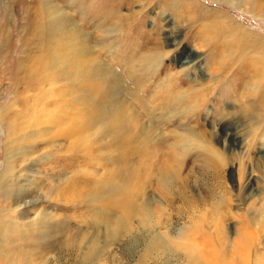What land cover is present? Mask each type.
Returning <instances> with one entry per match:
<instances>
[{"label":"rangeland","instance_id":"1","mask_svg":"<svg viewBox=\"0 0 264 264\" xmlns=\"http://www.w3.org/2000/svg\"><path fill=\"white\" fill-rule=\"evenodd\" d=\"M213 21L263 57L264 0H0V264H258L264 63Z\"/></svg>","mask_w":264,"mask_h":264},{"label":"bare ground","instance_id":"2","mask_svg":"<svg viewBox=\"0 0 264 264\" xmlns=\"http://www.w3.org/2000/svg\"><path fill=\"white\" fill-rule=\"evenodd\" d=\"M196 9H198V7L196 6L195 7ZM199 10V12L201 11V12H203L202 11V9L200 8V9H198ZM213 11V10H212ZM216 14V13H215ZM206 17V16H205ZM213 17L212 15H208V18L209 19H211V18ZM222 17H224V16H222ZM214 18V20H215V17H213ZM218 18V17H217ZM227 18H229V16L227 17ZM223 19V18H222ZM220 20V19H219ZM220 22V21H219ZM226 23H227V21H225ZM212 23V22H211ZM213 23H215V25H213ZM213 23L212 24H207L206 26H205V28H208V29H210V30H213V29H215V31H216V33H218V34H221V32H223L224 30L225 31H227L228 33H229V41H223L224 42V45L226 44V45H230V43H236L237 44V47L236 46H234V48H236V50H234V51H237L236 53H238V51L240 50V48H239V43H240V36L238 37L236 34L237 33H241V28H240V31L238 30V28L240 27L239 25V27H237V29H236V27H233V25H232V27H230V30H228V25H226V26H224L223 24H225L224 22H223V24L222 23H217V22H214L213 21ZM35 24V23H34ZM236 26V25H235ZM225 27V28H224ZM55 28V27H54ZM204 28V29H205ZM231 31L232 32H234V31H236V33H231ZM242 34H244V33H242ZM63 36V35H62ZM68 38V37H67ZM69 40H70V43H72L73 42V39L71 38V36L68 38ZM55 40V39H54ZM56 42V41H55ZM221 43V42H220ZM223 44V43H222ZM225 45V46H226ZM233 45V44H232ZM231 47V46H230ZM229 49V48H228ZM227 51V50H226ZM242 51V50H241ZM222 52H223V50H222ZM229 52V61L232 59V61L233 60H235L236 59V57L238 56V55H240L238 58H239V61H235V62H238L239 64L240 63H248V62H251V61H254L255 59H257V58H259V57H257V56H255V55H253V54H248V53H245L244 51H242V54L240 53H238V55H235V53L233 52V48H231V50L230 51H228ZM65 53V52H64ZM232 53H234V54H232ZM234 55V56H233ZM263 57H261V58H259L258 60L259 61H261V62H263L264 63V54L262 55ZM86 63V62H85ZM251 64V63H250ZM87 66V65H86ZM234 66V65H233ZM254 66V65H253ZM253 69H254V67H253ZM86 70L87 69H85V78L87 79V81H88V79H89V74H91V73H89L88 75L86 74ZM89 70V69H88ZM132 73V72H131ZM92 74H93V72H92ZM133 74V73H132ZM135 74V73H134ZM83 75V76H84ZM80 76V75H79ZM131 77V76H130ZM138 78V77H137ZM119 80H122L121 82H122V85H121V88L120 89H122L123 87V91H127V87H125L123 84L125 83L124 82V80L120 77V79ZM133 80V79H132ZM85 82H86V80H85ZM100 82H101V84H99V85H97L96 84V86H95V93H97V96H99V98L100 99H102V98H106L107 97V94L105 93V86H104V83L100 80ZM119 83H120V81H118ZM119 83H118V85H119ZM134 83H135V81H134ZM126 84V83H125ZM136 86H137V84H136ZM133 87V86H132ZM135 88H137V87H135ZM140 88V87H139ZM166 89V88H165ZM91 91V90H90ZM138 91V90H137ZM142 92V91H141ZM167 92H168V90H167ZM264 93V92H263ZM142 94V93H141ZM87 95H88V91L87 90H85V92L84 93H82V95H81V98H82V100L83 99H85V100H87ZM143 95V94H142ZM167 95H168V93H167ZM134 96V97H133ZM145 96V95H144ZM154 96V95H153ZM138 93L137 92H135L134 90H133V94H132V98L134 99V98H136V100L138 99ZM261 104L263 105V107H264V94L262 95L261 94ZM142 98V97H141ZM135 100V99H134ZM142 100H143V98H142ZM167 100V99H166ZM84 101V100H83ZM170 101V100H169ZM86 102V101H85ZM136 102V101H135ZM162 102V101H161ZM160 102V103H161ZM140 103V102H139ZM156 103V102H155ZM163 103H164V100H163ZM141 104V109L138 111V112H136V111H133V114H132V116H133V120L136 122V124H137V127L139 126V122H140V120H141V118H142V116L146 113H150V109L148 108V106L147 105H149V104H147L146 102H145V99H144V101H142V103H140ZM157 104V103H156ZM166 103H164V105H165ZM260 104V105H261ZM135 105V104H134ZM133 105V106H134ZM159 106V105H158ZM128 107V106H127ZM156 107H157V105H156ZM165 107V106H164ZM167 107V106H166ZM165 107V108H166ZM159 108V107H158ZM168 108V107H167ZM164 109V108H163ZM124 110V109H123ZM123 112V111H122ZM93 113V112H92ZM104 115V114H103ZM126 112H123V113H121L120 114V116H119V121L115 124V127H114V130L117 132V131H120V130H123V129H125V130H127V132L129 133V134H134V132H133V129L132 128H127L126 127V123H128V122H126L125 120V117H126ZM91 122H92V119H90V117H89V119H88V121L86 122V126H89V125H91ZM153 127V125H151L148 129H146L147 131V133L149 134H151L152 132H154V131H156V129H153L152 128ZM139 128V127H138ZM135 130V129H134ZM145 131V130H144ZM125 132V131H124ZM244 168V169H243ZM246 169H247V166H242L241 164H240V174H241V177H243V178H245V185H246V187H248V184H250L251 182H252V180H251V178H250V173L248 174V172L246 173L245 171H246ZM254 169V168H253ZM251 185H253V184H251ZM167 190V189H166ZM249 192V191H248ZM165 194H167V193H165ZM248 193H245V188H244V190H243V194H241V197H245V195H247ZM172 198V197H171ZM169 199V198H167V200H166V202H168V204H169V206H175L176 205V203H174V202H179L180 204H181V206H176L177 208V212L179 213V214H182V215H189L190 217H194L195 216V214H197L198 213V211H199V209L200 208H205L206 206L209 208V209H211V210H215V209H217L218 208V204H219V202L220 201H218L216 198H214V200H208V199H210V198H202V199H197V202L195 201V199H194V201L193 200H190L189 198H187L186 196H184V195H178V197L176 198V196H175V198L176 199ZM245 199H246V197H245ZM263 199V202H261V204L259 205V206H257L256 204H255V202L254 203H252V204H250V206L246 209V216L249 218V220L251 221V223L259 230V229H263L264 230V197L262 198ZM177 200V201H176ZM242 200V199H241ZM127 203V202H126ZM178 203V204H179ZM167 205V204H166ZM205 210V209H204ZM176 213V212H175ZM205 221V220H204ZM243 224L245 225V228H247L248 226H246V224H247V222H243ZM221 225V224H220ZM200 228V227H199ZM249 229H248V232L249 231H251L253 228H250V227H248ZM255 228V229H256ZM131 233V232H130ZM205 238V237H204ZM250 244H252L251 242H250ZM141 245H143V246H141L143 249H141V250H146V251H150L151 252V249L152 248H148V247H146V246H144L145 244H141ZM140 248V247H139ZM177 249L179 248V250H176V251H173L174 252V254L173 255H175L176 253L177 254H182L183 252V248L184 247H176ZM189 249V248H188ZM193 249V248H192ZM165 250V249H164ZM166 253H172L171 251H166ZM191 256H192V254H190ZM243 255H245V254H243ZM253 259H254V261L255 262H258V264L259 263H261L262 261H264V253H262V252H258V251H256V253H255V256L253 257ZM6 262V261H5ZM7 263V262H6Z\"/></svg>","mask_w":264,"mask_h":264}]
</instances>
